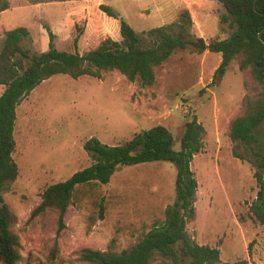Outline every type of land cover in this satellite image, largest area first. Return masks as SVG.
<instances>
[{
	"label": "rangeland",
	"instance_id": "rangeland-1",
	"mask_svg": "<svg viewBox=\"0 0 264 264\" xmlns=\"http://www.w3.org/2000/svg\"><path fill=\"white\" fill-rule=\"evenodd\" d=\"M7 1L9 8L0 13V49L4 32L16 26L29 31L22 48L31 52L47 50L48 30L54 46L66 52L82 54L106 38L120 41L119 19L108 17L101 4L139 34L164 25L177 33L186 23L184 11L190 18L187 30L206 43L231 32L220 22L225 10L215 0ZM239 60H231L213 84L220 54L188 46L155 68L150 86L130 82L116 71L101 78L56 75L23 97L16 109L12 154L19 173L3 193L17 218L13 229L20 241V264H83L78 260L81 249L120 252L161 223L175 190V168L165 161L117 167L107 184L78 187L62 229L56 212L35 217L31 212L47 186L93 162L83 148L90 138L115 145L162 125L177 150L184 124L192 117L205 133L203 149L190 164L197 189L195 217L187 232L197 244L219 250L216 264H264V225L249 215L257 192L254 168L232 156L228 136L230 121L243 112V97L255 95L249 71L239 69ZM3 89L0 85V94ZM260 139L264 146V125Z\"/></svg>",
	"mask_w": 264,
	"mask_h": 264
},
{
	"label": "trees",
	"instance_id": "trees-1",
	"mask_svg": "<svg viewBox=\"0 0 264 264\" xmlns=\"http://www.w3.org/2000/svg\"><path fill=\"white\" fill-rule=\"evenodd\" d=\"M61 0H47L57 2ZM225 12L220 22L231 29L228 37L206 43L187 29L190 18L175 33L171 25L150 28L137 33L110 7L99 9L108 17L119 19L120 41L104 39L97 47L80 54L58 50L54 34L48 30V48L31 52L22 48L29 38L24 26L4 32L0 49V264H20V241L13 227L15 214L4 200V190L18 177L19 169L12 154L15 149L14 131L16 109L20 101L43 81L63 75L72 79L83 76L101 78L116 71L130 82L150 86L155 81V68L177 50L192 46L198 53L220 54L221 61L213 75V84L221 79L234 58L240 57L239 69L248 70L255 95H245L243 112L229 123L228 136L232 156L249 162L257 184L255 199L249 206L253 221L264 225V146L260 128L264 125V0H215ZM9 8L7 0H0V13ZM76 43V40H74ZM203 126L195 117L186 121L179 148H173L172 134L162 125L135 133L129 140L105 145L95 138L87 140L83 148L93 162L73 173L68 179L47 186L31 217L54 211L59 228L64 227V214L78 187L109 182L117 167L135 166L157 161L173 164L175 168L174 200L164 210L163 221L150 229L138 242L120 252L84 248L78 260L83 264H216L220 259L217 248L199 245L187 232L186 225L195 217L194 195L197 181L190 164L193 156L203 149ZM238 264H245L239 261Z\"/></svg>",
	"mask_w": 264,
	"mask_h": 264
},
{
	"label": "crops",
	"instance_id": "crops-1",
	"mask_svg": "<svg viewBox=\"0 0 264 264\" xmlns=\"http://www.w3.org/2000/svg\"><path fill=\"white\" fill-rule=\"evenodd\" d=\"M85 0H81V1H78V2H84Z\"/></svg>",
	"mask_w": 264,
	"mask_h": 264
}]
</instances>
